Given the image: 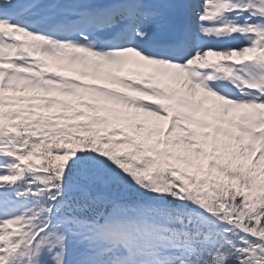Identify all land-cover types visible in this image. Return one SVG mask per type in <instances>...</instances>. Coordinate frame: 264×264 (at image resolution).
<instances>
[{
	"label": "snow or ice",
	"instance_id": "snow-or-ice-1",
	"mask_svg": "<svg viewBox=\"0 0 264 264\" xmlns=\"http://www.w3.org/2000/svg\"><path fill=\"white\" fill-rule=\"evenodd\" d=\"M0 264H264V0H0Z\"/></svg>",
	"mask_w": 264,
	"mask_h": 264
}]
</instances>
